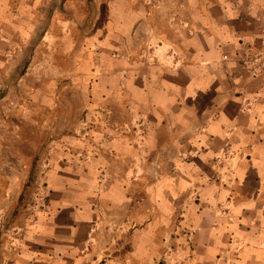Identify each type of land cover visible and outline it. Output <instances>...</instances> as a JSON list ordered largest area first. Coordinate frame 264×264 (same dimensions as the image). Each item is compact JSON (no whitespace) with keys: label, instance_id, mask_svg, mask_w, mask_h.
<instances>
[{"label":"crops","instance_id":"1","mask_svg":"<svg viewBox=\"0 0 264 264\" xmlns=\"http://www.w3.org/2000/svg\"><path fill=\"white\" fill-rule=\"evenodd\" d=\"M260 50L264 0H0V264H264Z\"/></svg>","mask_w":264,"mask_h":264},{"label":"built area","instance_id":"2","mask_svg":"<svg viewBox=\"0 0 264 264\" xmlns=\"http://www.w3.org/2000/svg\"><path fill=\"white\" fill-rule=\"evenodd\" d=\"M242 63L251 75L259 76L264 81V50L248 52Z\"/></svg>","mask_w":264,"mask_h":264}]
</instances>
